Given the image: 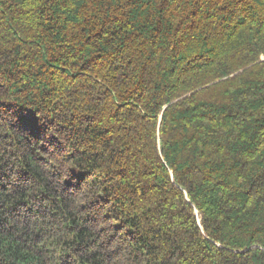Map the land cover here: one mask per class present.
I'll list each match as a JSON object with an SVG mask.
<instances>
[{
  "label": "trees",
  "instance_id": "16d2710c",
  "mask_svg": "<svg viewBox=\"0 0 264 264\" xmlns=\"http://www.w3.org/2000/svg\"><path fill=\"white\" fill-rule=\"evenodd\" d=\"M0 264H264V0H0Z\"/></svg>",
  "mask_w": 264,
  "mask_h": 264
}]
</instances>
